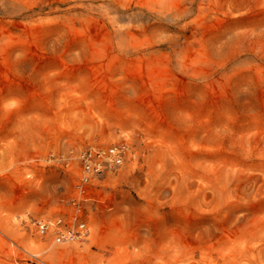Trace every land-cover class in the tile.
<instances>
[{"label":"rangeland","instance_id":"obj_1","mask_svg":"<svg viewBox=\"0 0 264 264\" xmlns=\"http://www.w3.org/2000/svg\"><path fill=\"white\" fill-rule=\"evenodd\" d=\"M0 264H264V0H0Z\"/></svg>","mask_w":264,"mask_h":264},{"label":"built area","instance_id":"obj_2","mask_svg":"<svg viewBox=\"0 0 264 264\" xmlns=\"http://www.w3.org/2000/svg\"><path fill=\"white\" fill-rule=\"evenodd\" d=\"M126 150L125 143L109 146L89 145L78 149L74 153L79 174L75 185V196L72 198L73 212L67 219L56 216L34 220L35 230L40 234H49L57 244L85 240L89 230L85 221L80 219L81 203L88 198V188L94 180L122 165ZM61 157L64 158L63 155Z\"/></svg>","mask_w":264,"mask_h":264}]
</instances>
